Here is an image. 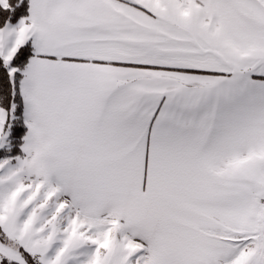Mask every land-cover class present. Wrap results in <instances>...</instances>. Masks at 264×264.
Wrapping results in <instances>:
<instances>
[{
  "label": "snow or ice",
  "instance_id": "obj_1",
  "mask_svg": "<svg viewBox=\"0 0 264 264\" xmlns=\"http://www.w3.org/2000/svg\"><path fill=\"white\" fill-rule=\"evenodd\" d=\"M0 264H264V0H0Z\"/></svg>",
  "mask_w": 264,
  "mask_h": 264
}]
</instances>
